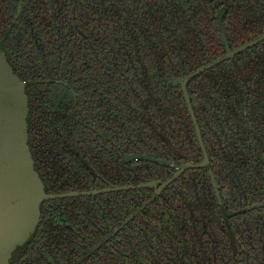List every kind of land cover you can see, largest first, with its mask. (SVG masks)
<instances>
[{"label": "trees", "instance_id": "trees-1", "mask_svg": "<svg viewBox=\"0 0 264 264\" xmlns=\"http://www.w3.org/2000/svg\"><path fill=\"white\" fill-rule=\"evenodd\" d=\"M0 0V39L33 84L30 147L49 194L166 181L202 152L179 86L264 32V0ZM207 169L184 172L81 264H264V41L188 83ZM46 201L15 264H74L153 194Z\"/></svg>", "mask_w": 264, "mask_h": 264}, {"label": "water", "instance_id": "water-1", "mask_svg": "<svg viewBox=\"0 0 264 264\" xmlns=\"http://www.w3.org/2000/svg\"><path fill=\"white\" fill-rule=\"evenodd\" d=\"M23 9V0H20L19 11L16 19ZM225 11L222 10L217 17L219 31L221 33L225 55L221 58L202 66L196 71L175 79L170 87L179 86L182 90L188 112L194 127V131L202 152L200 162H182L178 165L170 164L147 155L131 154L125 157V162L148 161L174 169L176 172L166 181L155 180L136 185L117 186L89 191H75L61 194H49L46 186L36 168L35 160L30 147L31 131V106L29 88L33 84L23 80L14 66L8 60L5 42L11 32V28L0 39V264H15L21 253L25 252L33 242L41 221L42 206L46 201L67 197L97 196L111 192L154 189L151 197L145 201L132 215H130L118 229L109 233L101 242L96 244L90 251L85 253L74 264H81L101 245L113 238L118 230L124 228L145 208H147L164 190H166L179 176L188 170L207 169L213 183V187L219 202L221 211L228 220L232 214H228L223 207L219 189L211 167V162L205 147L201 129L199 127L190 95L188 83L204 72L232 60L236 55L248 50L264 41L263 34L237 49H231L224 28L223 19ZM264 208V202L252 206L241 212Z\"/></svg>", "mask_w": 264, "mask_h": 264}, {"label": "flooded vegetation", "instance_id": "flooded-vegetation-1", "mask_svg": "<svg viewBox=\"0 0 264 264\" xmlns=\"http://www.w3.org/2000/svg\"><path fill=\"white\" fill-rule=\"evenodd\" d=\"M224 17H225V14H224ZM223 21H224V19H223ZM251 41H252V40H251ZM247 43H248V42H247ZM238 48H239V47H238ZM236 49H237V48H236ZM234 50H235V49H234ZM238 55H239V54H238ZM238 55H236V56H238ZM236 56H235V57H236ZM88 191H89V190H88ZM153 193H154V192H153ZM108 235H109V234H108ZM108 235H107V236H108Z\"/></svg>", "mask_w": 264, "mask_h": 264}]
</instances>
